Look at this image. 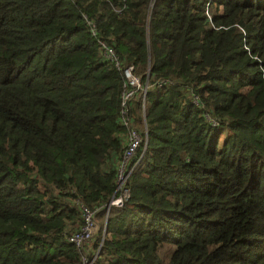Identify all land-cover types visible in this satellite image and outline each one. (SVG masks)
Instances as JSON below:
<instances>
[{"label": "trees", "instance_id": "16d2710c", "mask_svg": "<svg viewBox=\"0 0 264 264\" xmlns=\"http://www.w3.org/2000/svg\"><path fill=\"white\" fill-rule=\"evenodd\" d=\"M84 258L264 264V0H0V264Z\"/></svg>", "mask_w": 264, "mask_h": 264}, {"label": "built area", "instance_id": "2783aa9c", "mask_svg": "<svg viewBox=\"0 0 264 264\" xmlns=\"http://www.w3.org/2000/svg\"><path fill=\"white\" fill-rule=\"evenodd\" d=\"M103 47V57L115 62V65L119 66V61L113 49L105 45H103ZM123 77L124 90L122 92V121L123 124L128 128L127 144L117 172L115 193L109 201L108 207L123 206L124 202L129 196L127 181L131 171L129 168L130 162L132 161L134 165H136L141 157L140 154L137 156V153H140V151L143 152V137L141 131L130 126V121L127 116V103L130 98L140 89V78L134 74L132 66L124 68ZM144 102L145 100L143 98V105ZM209 119L212 124L217 123L216 120L211 118ZM81 215L82 224L80 228L71 233L68 237V240L69 242L75 244L78 248L84 249L89 247L90 242L93 240L95 231L97 230L96 210L83 205L81 206ZM94 257H96V253L94 254ZM91 262L92 261H88L86 258L83 259V264H91Z\"/></svg>", "mask_w": 264, "mask_h": 264}, {"label": "clouds", "instance_id": "9594fccd", "mask_svg": "<svg viewBox=\"0 0 264 264\" xmlns=\"http://www.w3.org/2000/svg\"><path fill=\"white\" fill-rule=\"evenodd\" d=\"M108 206H107V211H108ZM97 220V219H96ZM106 222H107V214H106V216H105V218H104V222H103V227H104V225L106 224ZM106 226V225H105ZM97 228H98V223H97ZM95 233H96V231H95ZM94 236H95V234H94ZM94 238V237H93ZM93 241V240H92ZM98 251V250H97ZM96 253V252H95Z\"/></svg>", "mask_w": 264, "mask_h": 264}, {"label": "rangeland", "instance_id": "374dc122", "mask_svg": "<svg viewBox=\"0 0 264 264\" xmlns=\"http://www.w3.org/2000/svg\"><path fill=\"white\" fill-rule=\"evenodd\" d=\"M103 222H104V221H103ZM99 226H100V224L98 223V228H97V229H99ZM91 244H92V241L90 242V245H91ZM90 245H89V246H90ZM165 258H166V256H165Z\"/></svg>", "mask_w": 264, "mask_h": 264}, {"label": "water", "instance_id": "95a60500", "mask_svg": "<svg viewBox=\"0 0 264 264\" xmlns=\"http://www.w3.org/2000/svg\"><path fill=\"white\" fill-rule=\"evenodd\" d=\"M106 225V224H105ZM105 225H104V228H105Z\"/></svg>", "mask_w": 264, "mask_h": 264}]
</instances>
